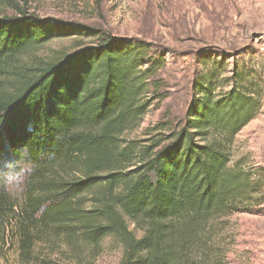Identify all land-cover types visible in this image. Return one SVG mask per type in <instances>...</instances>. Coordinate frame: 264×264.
<instances>
[{
	"label": "trees",
	"instance_id": "1",
	"mask_svg": "<svg viewBox=\"0 0 264 264\" xmlns=\"http://www.w3.org/2000/svg\"><path fill=\"white\" fill-rule=\"evenodd\" d=\"M69 37L92 43L28 58ZM164 66L143 41L0 13V165L29 166L20 201L0 186V243L15 231L20 264H95L106 239L118 264H227L231 217L263 209L264 172L231 165L262 95L213 71L176 124L126 138L167 98Z\"/></svg>",
	"mask_w": 264,
	"mask_h": 264
},
{
	"label": "rangeland",
	"instance_id": "2",
	"mask_svg": "<svg viewBox=\"0 0 264 264\" xmlns=\"http://www.w3.org/2000/svg\"><path fill=\"white\" fill-rule=\"evenodd\" d=\"M18 9L143 41L163 56L159 78L167 98L150 107L140 128L126 138L141 139L145 128L159 122L176 124L195 82L209 79L213 71L223 90L240 80L244 89L260 92L261 109L235 137L231 165L264 172V0H0L2 15L13 16ZM90 43L74 37L56 39L31 51L28 58L49 60L59 51L69 53ZM28 170L22 163L0 165V186L6 185L17 201ZM262 208L257 215L231 217L227 264H264V203ZM120 257V248L106 239L95 264H118ZM0 264H20L10 228L0 243Z\"/></svg>",
	"mask_w": 264,
	"mask_h": 264
}]
</instances>
